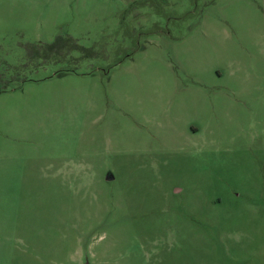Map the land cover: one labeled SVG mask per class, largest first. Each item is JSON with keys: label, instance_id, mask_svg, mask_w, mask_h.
Segmentation results:
<instances>
[{"label": "rangeland", "instance_id": "rangeland-1", "mask_svg": "<svg viewBox=\"0 0 264 264\" xmlns=\"http://www.w3.org/2000/svg\"><path fill=\"white\" fill-rule=\"evenodd\" d=\"M2 88L0 264H264V0H0Z\"/></svg>", "mask_w": 264, "mask_h": 264}, {"label": "water", "instance_id": "water-1", "mask_svg": "<svg viewBox=\"0 0 264 264\" xmlns=\"http://www.w3.org/2000/svg\"><path fill=\"white\" fill-rule=\"evenodd\" d=\"M112 178L111 177H108L107 180H111Z\"/></svg>", "mask_w": 264, "mask_h": 264}, {"label": "trees", "instance_id": "trees-1", "mask_svg": "<svg viewBox=\"0 0 264 264\" xmlns=\"http://www.w3.org/2000/svg\"><path fill=\"white\" fill-rule=\"evenodd\" d=\"M1 90H3V88H2V89H0V91H1Z\"/></svg>", "mask_w": 264, "mask_h": 264}]
</instances>
